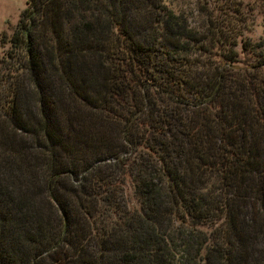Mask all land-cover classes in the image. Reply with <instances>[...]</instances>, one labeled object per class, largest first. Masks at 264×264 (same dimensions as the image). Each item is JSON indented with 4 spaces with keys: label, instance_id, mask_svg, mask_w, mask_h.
<instances>
[{
    "label": "trees",
    "instance_id": "1",
    "mask_svg": "<svg viewBox=\"0 0 264 264\" xmlns=\"http://www.w3.org/2000/svg\"><path fill=\"white\" fill-rule=\"evenodd\" d=\"M27 6L0 57V264H264V41L238 42L264 0Z\"/></svg>",
    "mask_w": 264,
    "mask_h": 264
},
{
    "label": "rangeland",
    "instance_id": "2",
    "mask_svg": "<svg viewBox=\"0 0 264 264\" xmlns=\"http://www.w3.org/2000/svg\"><path fill=\"white\" fill-rule=\"evenodd\" d=\"M28 0H0V57L6 54L11 45L10 38L14 35L20 24L22 14L26 10ZM252 14L250 22L253 25L251 30L247 31L242 39H238L239 43L250 41L253 45H258L264 41V14ZM6 37V38H5ZM4 39V43H2ZM238 51L242 62H256L257 56L263 52L253 54L252 52L242 53V45L240 44Z\"/></svg>",
    "mask_w": 264,
    "mask_h": 264
}]
</instances>
